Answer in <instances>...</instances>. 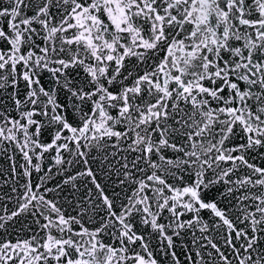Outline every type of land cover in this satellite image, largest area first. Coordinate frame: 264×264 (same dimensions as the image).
Masks as SVG:
<instances>
[{"label":"snow or ice","instance_id":"obj_1","mask_svg":"<svg viewBox=\"0 0 264 264\" xmlns=\"http://www.w3.org/2000/svg\"><path fill=\"white\" fill-rule=\"evenodd\" d=\"M0 264H264V0H0Z\"/></svg>","mask_w":264,"mask_h":264}]
</instances>
